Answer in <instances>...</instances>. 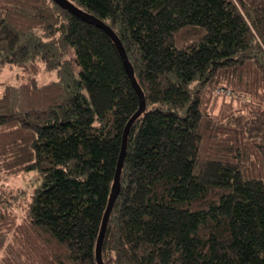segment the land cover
<instances>
[{"label": "trees", "instance_id": "obj_1", "mask_svg": "<svg viewBox=\"0 0 264 264\" xmlns=\"http://www.w3.org/2000/svg\"><path fill=\"white\" fill-rule=\"evenodd\" d=\"M120 39L143 91L104 264H264V0H70ZM0 264H97L138 97L109 35L53 0H0ZM55 70L38 83L33 74Z\"/></svg>", "mask_w": 264, "mask_h": 264}, {"label": "water", "instance_id": "obj_2", "mask_svg": "<svg viewBox=\"0 0 264 264\" xmlns=\"http://www.w3.org/2000/svg\"><path fill=\"white\" fill-rule=\"evenodd\" d=\"M56 4H58L60 7L63 9L68 10L69 12L73 13L74 15L78 16L82 20L94 24L97 27L103 29L111 38V40L114 42V45L119 53V56L121 58V61L123 63L124 69L130 79V82L137 94L138 97V108L137 110L130 116V118L127 120L124 129H123V134H122V139H121V149L118 155L117 163H116V168L115 172L113 175V181L111 185V191L110 195L108 197V202L106 209L104 211L101 225H100V230L97 236L96 240V245H95V259L97 264H104L101 256V248H102V242L105 234V229L107 225V221L113 206V203L119 193L120 190V173L121 169L123 166V161L125 157V151H126V144H127V135L129 132V129L134 122V120L141 115L144 110H145V98L143 91L141 90L140 86L137 83V80L134 76V71L132 68V65L130 61L128 60V57L126 55L125 49L116 35V33L107 25L105 22H103L101 19L97 18L96 16L92 15L91 13H88L81 8L77 7L75 4H73L70 0H53Z\"/></svg>", "mask_w": 264, "mask_h": 264}, {"label": "rangeland", "instance_id": "obj_3", "mask_svg": "<svg viewBox=\"0 0 264 264\" xmlns=\"http://www.w3.org/2000/svg\"><path fill=\"white\" fill-rule=\"evenodd\" d=\"M38 83L50 82L58 79L55 70H42L33 74ZM22 78L20 68L16 66H5L0 71V86L4 83L15 84ZM38 184V175L36 171L20 172L16 175H5L0 180V188L6 191L17 192L24 189L28 192Z\"/></svg>", "mask_w": 264, "mask_h": 264}]
</instances>
